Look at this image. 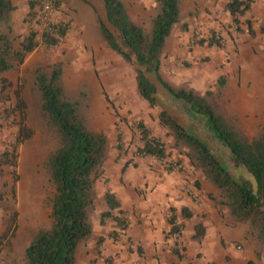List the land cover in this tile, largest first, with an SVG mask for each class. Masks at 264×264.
<instances>
[{"label":"rangeland","instance_id":"1","mask_svg":"<svg viewBox=\"0 0 264 264\" xmlns=\"http://www.w3.org/2000/svg\"><path fill=\"white\" fill-rule=\"evenodd\" d=\"M29 1L12 0L16 8L12 13L15 18ZM31 1L34 7L27 16L29 24L24 26L19 22L13 26L10 22V25L14 27L13 34L20 37L25 36L29 29L34 30L37 47L25 56L16 70L4 75L10 85L3 91L0 87V151L14 143L22 121L21 115L14 110L17 95L25 108L24 124L33 132L31 138L18 147L16 167H4L0 171V264H25L24 250L33 235L40 229L50 228L52 223L54 187L44 161L59 146V137L41 115L39 94L32 79L35 70L49 71L54 64H61L63 98L80 103L79 118L87 130L106 135L108 159L113 163L122 161L126 166L138 168L141 160L145 166L153 167L155 162L150 157L140 155L143 144L139 134L140 124H143L149 137L158 140L165 160L177 162L178 170L185 168L181 165L183 159L188 162L186 148L176 144L169 131L158 121L161 107L139 108L143 116L148 117L150 127H154L155 135L146 128L144 119L122 117L127 106L121 107V102H129L132 106L128 107L130 110L137 105L133 92L134 66L112 51L103 40L93 7L85 0H64L59 8L55 7L50 23L64 26L66 34L56 46L49 47L42 41L45 32V23L39 18L42 0ZM87 1L95 3L94 0ZM232 1L180 0L181 22L174 26L168 38L161 58L160 74L175 88H189L201 94L213 92L212 101L217 111L241 136L251 140L259 134L264 123V34L261 32L264 0H251L250 8L236 20L227 10ZM143 2V6L140 2L129 3L127 11L132 20L147 32L156 4L154 0ZM195 32H199V37L191 46L189 40ZM180 38L184 41L176 46L175 42ZM161 101L162 107L168 106L167 110L173 112L179 121L190 120L179 105ZM195 127L199 128L198 125ZM206 144L229 167L224 153L214 144L207 141ZM190 171L199 172L195 169ZM106 182L103 171L102 178L96 183ZM205 188V204L196 203L198 210L190 211L192 216L188 224L176 220L182 227V249L175 248L170 240L171 226L165 229L155 222V246L162 243V253L171 254L167 264H187L185 252L189 248L197 250V258L202 256L199 243L193 239L195 233L192 230L198 224L204 226L205 234L207 229L211 230L209 240L221 236L213 229L223 224L233 247L240 246L241 253L252 252L257 264H261L264 251L256 244L250 225L229 217L226 207L220 203L219 191L212 184L208 182ZM105 209L104 202L96 199L95 208L90 213L93 234L87 242L78 246L76 264H139L142 248L140 230H132L128 226L130 231L115 230L113 219L101 218ZM172 212L168 210L165 213L164 223L169 224L176 217L175 211ZM14 214L16 219L11 224ZM179 216L181 214L178 213ZM145 218L149 220L148 216ZM187 231L189 237L186 238ZM173 249H177L182 258L173 255ZM155 264H160L156 253Z\"/></svg>","mask_w":264,"mask_h":264},{"label":"trees","instance_id":"2","mask_svg":"<svg viewBox=\"0 0 264 264\" xmlns=\"http://www.w3.org/2000/svg\"><path fill=\"white\" fill-rule=\"evenodd\" d=\"M63 1L56 0L55 7L59 8ZM85 1L97 14L102 38L108 47L134 66L139 97L150 108L161 107L158 114L160 125L169 131L176 144L186 148L191 167L199 170L204 179L219 191L222 198L220 203L226 207L229 217L250 225L256 244L264 251V123L259 134L248 140L217 111L212 101L213 92L201 94L189 88H175L160 74L166 41L174 26L181 22L180 0H154L156 11L150 18L147 32L131 19L121 0ZM250 2L234 0L227 5V10L236 20L250 8ZM33 6L34 2H30L29 9L32 10ZM15 10L12 0H0L2 91L10 85L4 75L16 70L25 56L37 47L34 30L29 29L23 37L13 34L10 22ZM1 28L4 30L1 31ZM261 32L264 34V25ZM65 34L64 26L50 24L42 35V41L46 46H56L59 38ZM61 75V64H54L49 71L35 70L32 73L33 85L39 94L41 115L56 130L59 146L44 161L54 187L52 223L50 228L40 229L33 235L24 250L25 264H76L78 246L87 242L93 234L90 213L96 203L94 185L103 176L109 154L106 135L87 130L82 124L78 113L80 103L63 98ZM17 98L14 110L21 115L22 121L14 143L0 151V171L4 167H16L18 147L33 134L24 124V104L19 95ZM161 100L169 105H179L190 120L179 121L173 112L167 110L168 106L162 107ZM140 127L144 142L140 151L146 155L164 157L163 150L149 144V134L143 124ZM206 141L224 153L229 167L220 161ZM103 202L107 211L101 214V218H111L120 230H125L126 221L113 212L121 213L115 195L106 191ZM186 211L185 208L181 209V219L191 216ZM175 216L169 223L172 232L179 227ZM15 219L14 214L11 224ZM194 233L193 239L201 242L203 226L196 225ZM172 253L181 257L177 249H173Z\"/></svg>","mask_w":264,"mask_h":264},{"label":"crops","instance_id":"3","mask_svg":"<svg viewBox=\"0 0 264 264\" xmlns=\"http://www.w3.org/2000/svg\"><path fill=\"white\" fill-rule=\"evenodd\" d=\"M121 1L124 3L127 9L129 8V3L132 4L133 2H140L141 6L144 5L143 0ZM30 2L33 1L30 0L26 4L23 12L19 16H16L17 18H15L14 14H12L11 23L13 24V26L15 23L19 24V22L24 26L29 24L27 16L31 11L29 9ZM13 26L12 28L14 31ZM171 35L172 34H170V36ZM183 41L184 38H180L175 42V45L178 46L180 45V43H183ZM167 45L168 39L166 41V48ZM181 52H185V50L181 49ZM134 77L135 75H133V78ZM133 92L135 93L137 105H134V109L130 110L131 108H128L131 106L129 102H125V104L121 102V107L127 106V109L123 111L122 117L127 116L128 118L135 117L142 120L144 119V125L146 126V128L149 131H152V135H155L154 127L152 128L148 124V117L143 116L139 109H145V107L147 108L149 107V105L139 97L135 85L133 87ZM109 110L110 113H112V110ZM113 151L115 153H119L118 150ZM139 163L140 166L138 168H133L129 165L126 166L122 161L113 163L111 159L107 158L104 164V178L107 180V182L105 184L96 183L94 187L96 199L97 201H103V196L106 191H110L111 193H113L120 204L119 210L121 211V213H118L116 210H114L113 212H116L115 215L118 217H122L126 221V223H128L127 226L131 227L132 230H135L137 228L140 230L141 234L139 235V240L141 241L140 245L142 248L140 251L141 258L139 264H155V253L157 254V256H159L160 264H167V260H169L171 254L162 253V243H159V245L155 246V222L159 227H164L165 229H167L169 224H167L166 222L164 223L163 218L168 210H171L172 212V209H174V213L176 215L178 213L180 215L181 209L183 208H185L187 210L186 212L189 213L192 209L198 210V206L196 205V203H199V205L205 204L203 200H205L204 195L205 193H207V189H204V187L206 186V184L208 186V182L204 179L200 172L196 173L190 171V169L193 170V168L191 167L189 162L184 159L181 165H184L185 168L178 171H169L157 163H154L152 165V168L145 166L144 161L139 160ZM187 189H191L195 198H192L191 195L187 194ZM105 208L106 209L104 211H107L106 205ZM145 216L149 217L148 221H146ZM191 216L187 219H181V217L179 216L177 217V219L182 221L184 224H188V220L191 219ZM223 226L224 225L221 224L217 228L213 229L214 231H216V233L219 232L222 237L218 235L211 240H209L208 237L211 230L207 229L205 234V228L203 226L205 237L203 235V239L201 242L196 241L197 243H199L198 249L199 252L202 253V256L200 258H197V250L195 251L191 248L187 249L185 252V254L187 255V264H248L249 262H253L254 264L258 263L252 252L241 253L240 246H237V248H240L239 250L233 247L230 234L225 231ZM128 227L126 228V230L128 229ZM114 229L122 231L117 227V223L115 221ZM128 231H130V229H128ZM184 236L186 238L189 237V231H187L186 235ZM243 249L245 250L244 246ZM180 256V258H182V255ZM261 264H264V257L262 258Z\"/></svg>","mask_w":264,"mask_h":264},{"label":"built area","instance_id":"4","mask_svg":"<svg viewBox=\"0 0 264 264\" xmlns=\"http://www.w3.org/2000/svg\"><path fill=\"white\" fill-rule=\"evenodd\" d=\"M55 2L56 0H42L41 2V13H40L39 18L41 22L45 23V29L51 24L50 19L54 12ZM198 37H199V32H195L194 36L191 38V40H189V43L191 46L196 43V41L198 40ZM216 39H218V36H216ZM139 134H141V131L139 132ZM149 144L153 148L158 147L162 150V146L159 144L158 140H156L155 138L149 137ZM143 145H144V142L140 150L143 148ZM140 155L143 157H150L155 163L161 165L162 167H164L165 169L169 171H177L179 168L177 162L175 161L165 160L163 157H158L154 155H146V154H143L141 151H140ZM186 191L188 195H191L192 198H195L191 189H187ZM170 240L175 248L177 249L182 248V243H183L182 242L183 241L182 240V227L179 226L176 230H174L173 232L172 231L170 232ZM237 249H240V248L238 247Z\"/></svg>","mask_w":264,"mask_h":264}]
</instances>
